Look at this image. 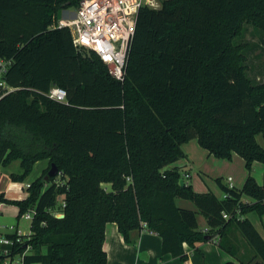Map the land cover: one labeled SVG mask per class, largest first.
<instances>
[{"label": "trees", "instance_id": "16d2710c", "mask_svg": "<svg viewBox=\"0 0 264 264\" xmlns=\"http://www.w3.org/2000/svg\"><path fill=\"white\" fill-rule=\"evenodd\" d=\"M79 2L0 0V58L10 61L3 79L15 87L0 98V167L20 159L22 172L11 178L22 181L38 160L49 162L26 198L0 191V204L18 205L19 217L35 210L31 233L13 254L30 246L23 264H107L106 224L114 221L127 240L135 228L157 232L162 252L183 260L185 244L197 248L215 237L237 256V229L256 254L225 264H264V235L248 216L264 215V184L252 173L254 161L264 162L257 140L264 133V80L252 79L247 44L236 43L246 23L264 33V0L143 6L123 79L94 50L77 47L69 27L58 26V10ZM54 85L66 89L67 101L49 96ZM193 138L216 157L237 152L245 159L242 188L219 177L224 197L194 189L183 167L172 165ZM53 162L59 172L46 179Z\"/></svg>", "mask_w": 264, "mask_h": 264}, {"label": "crops", "instance_id": "0c3cea01", "mask_svg": "<svg viewBox=\"0 0 264 264\" xmlns=\"http://www.w3.org/2000/svg\"><path fill=\"white\" fill-rule=\"evenodd\" d=\"M182 147L186 156L180 158L172 165L183 167L186 174H189L191 180L188 181L193 185L195 190L201 192L212 191L220 198L224 197L226 194L218 182L216 187H214L213 184L209 186L206 185L208 182L205 178L200 176V173H196L194 176L191 172L193 168L203 171L207 175L208 180L210 177H215L216 179L221 177L225 184H229L228 179L232 177L234 186L236 188H242L247 178L248 170L246 168L245 159L237 152H234L231 158L216 157L214 154H211L208 149L201 146L197 138L184 142ZM41 161H43L44 164L38 176L43 173L49 164L48 159L38 160L35 164ZM20 169V159L12 160L10 163L0 167V191L5 192L6 196L12 199L26 198L29 194L27 184L38 177H33L25 182L24 180L30 175L29 174L22 181L13 180L11 175L13 173H18ZM252 173L259 183L264 184V162L258 160L254 161ZM246 199L251 200V198L247 196ZM177 202L179 205L191 207L189 202H185V199L178 198ZM19 218L18 205L6 202L0 204V232L7 236L16 234L15 236L21 237L23 241V239H26L30 235L31 231L28 234L20 232ZM198 221L200 228H208L206 218L202 223L198 216ZM253 221L258 230L264 235V215L258 216L257 221ZM232 235L240 246L237 256L230 254L222 248L218 243V237H215L199 243L197 248L185 244L188 258L183 260L180 257H174L169 253L164 254L162 252V237L157 232L146 227L135 228L130 232V239L127 240L119 231L117 223L109 221L106 224L104 249L107 252V264H225L228 260L239 262L241 259L249 260L253 258L256 254L255 250L243 235L237 229H234ZM3 247L4 246L0 245V261L2 264H23L24 254L30 251V249H27L24 253L16 254L12 252V254L8 256L2 253ZM15 256L19 258L16 260Z\"/></svg>", "mask_w": 264, "mask_h": 264}, {"label": "built area", "instance_id": "2783aa9c", "mask_svg": "<svg viewBox=\"0 0 264 264\" xmlns=\"http://www.w3.org/2000/svg\"><path fill=\"white\" fill-rule=\"evenodd\" d=\"M161 1L81 0L72 16H64L58 19V26L69 27L77 47L94 50L108 65L110 73L118 79H123L139 11L145 5L159 7ZM9 64V60L0 58V88L4 89L0 93V98L15 89L3 79V74ZM48 94L54 99L67 101V91L61 86H52ZM228 180V185L235 187L232 177H229ZM27 185L29 186L30 183ZM34 214L35 210L30 209L25 216L33 218ZM20 241L22 240L18 236L11 237L0 232V245L4 246L2 253L5 255H11L13 252L12 247Z\"/></svg>", "mask_w": 264, "mask_h": 264}, {"label": "rangeland", "instance_id": "374dc122", "mask_svg": "<svg viewBox=\"0 0 264 264\" xmlns=\"http://www.w3.org/2000/svg\"><path fill=\"white\" fill-rule=\"evenodd\" d=\"M80 2H81V0H80ZM77 6H69V7L60 8L58 10L59 19L64 17V16H68V17L72 16L75 13ZM236 43H246L247 44L244 52H245L246 57H247L246 63L248 65V73L254 81H256V82L263 81L264 80V33H262L259 29H257L253 24L246 23L244 32L241 36L236 38ZM257 140L262 145H264V133L263 132L259 133L257 135ZM14 160H16V159H14ZM16 162H19V161H16ZM43 164H44L43 161L35 164L34 169L32 170L30 175L24 181L27 182L31 178L37 177L40 174V170H41V167ZM21 172H22V168L19 170L18 173H21ZM191 172L194 176L196 175V173H200V176H202L203 178H205V180H207L208 184H206V185L212 186V184H213L214 187L217 186V180L215 177H213V178L210 177L208 180L207 175L203 171H201L200 169L193 168L191 170ZM182 174L186 180H189V181L191 180L190 176H188V174H186L184 169L182 170ZM104 185L110 186L109 184H104ZM58 201L61 202V198H59ZM185 202H189L191 207H193L194 209H197V207L193 201L185 199ZM25 213H27V211ZM25 213L19 218V227H20V232L28 234L31 231V220L32 219L26 218ZM198 216L200 218V221L203 223L205 216L201 213H199ZM248 216H250L252 218V220L257 221V219H258V215L255 213H250ZM18 258H19L18 256H15L16 260ZM0 264H2L1 261H0Z\"/></svg>", "mask_w": 264, "mask_h": 264}, {"label": "water", "instance_id": "95a60500", "mask_svg": "<svg viewBox=\"0 0 264 264\" xmlns=\"http://www.w3.org/2000/svg\"><path fill=\"white\" fill-rule=\"evenodd\" d=\"M58 172H59V169H58L57 165L53 162L52 165H51V167H50V169H49V171H48V173H47V175H46V179H48L49 176H51V175L58 174ZM180 182H181V184H184L185 183V180L184 179H181ZM64 215H65L64 213L57 214V216H59V217H63ZM207 237L209 238V236H207Z\"/></svg>", "mask_w": 264, "mask_h": 264}]
</instances>
